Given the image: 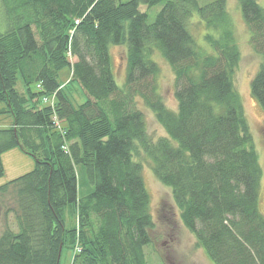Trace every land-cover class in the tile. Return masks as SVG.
<instances>
[{"label": "trees", "instance_id": "16d2710c", "mask_svg": "<svg viewBox=\"0 0 264 264\" xmlns=\"http://www.w3.org/2000/svg\"><path fill=\"white\" fill-rule=\"evenodd\" d=\"M236 1L260 57L251 93L264 112V9ZM112 46L125 48L122 87ZM157 55L175 76V111L160 92ZM241 59L228 0H0V115L12 119L0 129V179L5 154L19 149L35 161L0 187L17 224L0 235V264H61L67 246L72 264H149L145 163L211 263L264 264L263 168L235 86ZM73 83L81 104L67 90ZM145 111L166 137L150 136ZM79 166L95 187L85 198Z\"/></svg>", "mask_w": 264, "mask_h": 264}, {"label": "rangeland", "instance_id": "374dc122", "mask_svg": "<svg viewBox=\"0 0 264 264\" xmlns=\"http://www.w3.org/2000/svg\"><path fill=\"white\" fill-rule=\"evenodd\" d=\"M126 1V0H123ZM204 5L213 0H198ZM264 9V0H257ZM158 8L156 11H158ZM147 8L143 7L142 11ZM228 11L234 25L237 44L241 51V63L235 77V86L239 92L244 109L249 120L255 141L261 156V164L263 168V180L260 190V208L264 214V112L254 99L251 93V83L258 71L260 65V57L256 55L251 47V32L246 27L240 12L239 4L236 0H228ZM154 19V15H152ZM197 18V16H195ZM191 32L196 40L204 45L202 39L203 28L194 20L190 24ZM209 48V47H207ZM112 58L113 71L117 84L122 87L125 78V48H110ZM161 73L158 79L160 92L166 106L172 110L177 109L174 98L175 76L171 67L160 56H156ZM72 79L70 69H65L60 74V82L66 86ZM17 88L22 90V84L19 82ZM68 92L77 104H81L84 98L78 89V85L73 83L67 88ZM5 106L0 103V112ZM147 117L148 131L154 139L166 137L165 131L157 124L152 113L145 111ZM10 116L6 114L0 115V129H6L5 125ZM12 120V119H11ZM5 175L0 179V187L22 177L35 168V161L32 157L24 154L19 149L9 152L3 157ZM79 181V197L85 198L95 191L94 185L91 183L84 167H77ZM144 178L147 188L151 196V213L155 222V229L152 233L153 244L147 248V256L149 264H213L205 254V252L197 246L195 237L183 226L180 221L179 211L174 203L172 191L161 184L153 174L148 164H144ZM8 204H3L0 200V235L6 226H10L17 231V224L13 214L6 216ZM65 224L67 229H72L75 224V215L73 208H67L65 211ZM76 249L65 247L61 264H72Z\"/></svg>", "mask_w": 264, "mask_h": 264}, {"label": "built area", "instance_id": "2783aa9c", "mask_svg": "<svg viewBox=\"0 0 264 264\" xmlns=\"http://www.w3.org/2000/svg\"><path fill=\"white\" fill-rule=\"evenodd\" d=\"M44 103L46 105H50L51 107H54L55 106V97H51L49 99H44Z\"/></svg>", "mask_w": 264, "mask_h": 264}, {"label": "crops", "instance_id": "0c3cea01", "mask_svg": "<svg viewBox=\"0 0 264 264\" xmlns=\"http://www.w3.org/2000/svg\"><path fill=\"white\" fill-rule=\"evenodd\" d=\"M12 126V120L10 119V120H8V122H7V124L5 125V127H7V128H9V127H11ZM12 152V151H11ZM8 154V153H7ZM6 155V154H5ZM4 155V156H5ZM3 156V157H4ZM4 164V163H3Z\"/></svg>", "mask_w": 264, "mask_h": 264}]
</instances>
